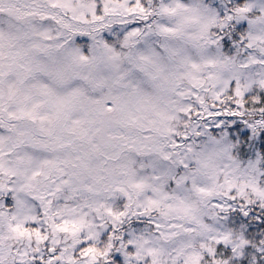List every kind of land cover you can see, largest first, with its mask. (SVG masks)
<instances>
[{
    "label": "snow or ice",
    "instance_id": "obj_1",
    "mask_svg": "<svg viewBox=\"0 0 264 264\" xmlns=\"http://www.w3.org/2000/svg\"><path fill=\"white\" fill-rule=\"evenodd\" d=\"M0 264H264V0H0Z\"/></svg>",
    "mask_w": 264,
    "mask_h": 264
}]
</instances>
